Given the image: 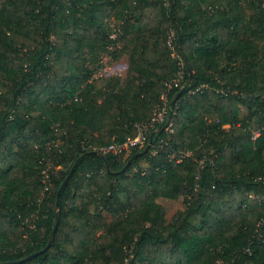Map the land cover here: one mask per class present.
<instances>
[{
    "label": "trees",
    "instance_id": "16d2710c",
    "mask_svg": "<svg viewBox=\"0 0 264 264\" xmlns=\"http://www.w3.org/2000/svg\"><path fill=\"white\" fill-rule=\"evenodd\" d=\"M241 1L1 2L0 263L264 264V1L247 17ZM120 41L125 78L95 86L84 63ZM179 62L157 132L101 156L150 121ZM160 196L183 199L169 221Z\"/></svg>",
    "mask_w": 264,
    "mask_h": 264
},
{
    "label": "rangeland",
    "instance_id": "374dc122",
    "mask_svg": "<svg viewBox=\"0 0 264 264\" xmlns=\"http://www.w3.org/2000/svg\"><path fill=\"white\" fill-rule=\"evenodd\" d=\"M2 1L3 0H0V4ZM246 2V0H242L238 5V9L241 10L244 17H247L251 12L250 9L246 6ZM107 22H109L112 35L114 36L117 21L114 20L113 16L111 15L107 18ZM129 48L130 43H128L127 45V43L125 44L124 42L120 41L115 45L108 46L107 49H105L104 51H100L97 54H94L93 56L89 57V59L84 64L88 65V67H97L90 77V80H93L95 82V86H101L103 83L102 80L109 77L115 76L121 79L125 78L128 64ZM80 65H82V63H80ZM181 71L183 73V70H180V73ZM239 111L240 117H242L246 113V109L243 106H239ZM213 119L214 116H210L208 118V121H211ZM128 152L129 151L123 154L124 158L128 155ZM0 166L3 169L6 168L5 165L0 164ZM16 174L17 171L14 169L9 171L8 176H14ZM156 201L162 205L164 209L165 219L168 221L173 218L174 214L178 210L184 207L182 197H178L176 199H169L160 196L156 198ZM106 217L107 219L110 218L108 215Z\"/></svg>",
    "mask_w": 264,
    "mask_h": 264
},
{
    "label": "built area",
    "instance_id": "2783aa9c",
    "mask_svg": "<svg viewBox=\"0 0 264 264\" xmlns=\"http://www.w3.org/2000/svg\"><path fill=\"white\" fill-rule=\"evenodd\" d=\"M164 4L166 5L167 1H165ZM173 38H174V36H173V34H171L170 38H169L170 48L172 46ZM172 55L173 56L175 55L174 52H172ZM179 65H180V70H182V62H179ZM180 70L178 71L176 77H174L172 80H167L165 82L166 90L164 93L161 94V103H160V105H158L155 108L154 114H153L152 118L150 119V121L147 123L136 124L137 132L134 136L126 137L122 142L113 141L110 144H108L107 146L100 148L99 152H101L102 154L113 153L115 155H123L127 151L130 152L133 148L141 147L142 145H144L147 142L148 135L151 132H157V130L159 129V126L156 127L157 123H160L164 120L165 114L168 111V109L170 108V104L168 103V93L173 86L180 85L181 81L183 80V77H182L183 73H182V71L180 73ZM197 89H198V86L195 87L194 89H191V92H193L194 90H197ZM176 107H177V105L175 106V108ZM224 127H226V125ZM164 130L168 134L173 132V123L171 120L164 126ZM258 134H259V131L255 132L252 137L255 138ZM147 144H149V146H150V143H147ZM166 144H167L166 142H163V140H160L159 143L156 145L157 147L152 148V150H151L152 154H155L157 152L158 148H160L162 145H166ZM190 153L191 152L189 150H185L184 152H182L181 155L183 157H185V156L190 155ZM169 156H170V158H173L174 153L171 152ZM201 162L202 161H200V163Z\"/></svg>",
    "mask_w": 264,
    "mask_h": 264
},
{
    "label": "water",
    "instance_id": "95a60500",
    "mask_svg": "<svg viewBox=\"0 0 264 264\" xmlns=\"http://www.w3.org/2000/svg\"><path fill=\"white\" fill-rule=\"evenodd\" d=\"M148 148H149V144H147V145L143 148L142 152H146ZM140 153H141V152L136 153L135 156L138 155V154H140ZM100 155L103 156V154H102L101 152H100ZM129 162H130V160L128 161V163H129ZM72 170H73V167L71 168L69 174L66 175V177L64 178V180L62 181L61 185L59 186V188H58V190H57L56 206H58V195H59V193H60L62 187L64 186V184H65V183L67 182V180L69 179V176H70V173L72 172ZM58 222H59V216L57 215V216H56V219H55V222H54V225H53L52 230H51L50 238H49V240H48V242H47L45 248H47V247L51 244V242H52V240H53V238H54V234H55V231H56V228H57ZM45 248H44V249H45ZM42 251H43V249L40 250V251L34 252V253H32V254H29L28 256H26V257H24V258L18 260L17 262H22V261H24V260L30 259L32 256H35V255H37L38 253H40V252H42ZM7 263H12V262H5V263H0V264H7Z\"/></svg>",
    "mask_w": 264,
    "mask_h": 264
}]
</instances>
